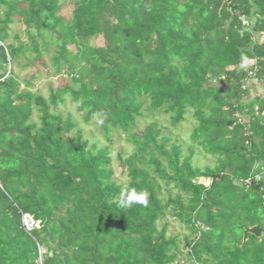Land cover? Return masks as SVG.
Segmentation results:
<instances>
[{"label":"trees","instance_id":"1","mask_svg":"<svg viewBox=\"0 0 264 264\" xmlns=\"http://www.w3.org/2000/svg\"><path fill=\"white\" fill-rule=\"evenodd\" d=\"M70 5L66 20L62 0H0V264H173L181 240L158 226L168 212L191 231V264H264V175L240 182L264 167V0ZM16 19L28 41L15 45L7 40ZM52 45L53 74L65 78L45 97L33 88L37 72L21 80L13 66L27 56L24 66L46 67ZM66 96L85 122L99 117L106 135L127 134L126 186L109 148L90 146L56 111ZM189 110L191 142L214 166L193 165L194 149L184 154L157 121L134 130L145 111L177 126ZM131 193H147V205L121 207ZM25 214L40 227L27 231ZM254 225L262 236L242 243Z\"/></svg>","mask_w":264,"mask_h":264},{"label":"rangeland","instance_id":"2","mask_svg":"<svg viewBox=\"0 0 264 264\" xmlns=\"http://www.w3.org/2000/svg\"><path fill=\"white\" fill-rule=\"evenodd\" d=\"M62 1L63 7L60 14H62L66 20H70L72 16V7L70 5L71 0ZM2 13L3 10H0V16ZM7 41L15 45L19 42L28 41L24 25L21 21H19V19H16L11 25L10 35ZM101 41V37H96L92 38L90 42L93 44H100ZM54 47L55 45H52L50 52L44 53L43 58L47 64L46 67L39 64L36 66L33 64L24 66L29 60L27 56H23L21 60L13 66L16 74L21 80L27 78L33 72H37L36 78L33 81V88L45 97H49L52 88L55 89L60 87L65 78L64 74L62 76L53 74L54 70L51 62V56L54 54ZM56 111L61 113L64 118L70 117L76 123L75 131H81L80 133L82 139L88 141L90 146L96 145L97 148H109L112 155L111 166L115 172L114 179L123 186H126L129 178L124 167L119 162V154L125 158L133 151V145L128 141L127 134L119 130H114L110 132L109 135H106L99 117L94 118L88 123L85 122L83 113L77 110L76 104H74L68 96L65 97L64 103L60 102L58 104ZM32 119L33 121L39 122L38 111H34ZM152 121H157L159 123L162 128L163 135L171 137L173 142H177L183 146L184 154H188L191 147L194 149V157L192 159L193 165L204 168L206 166H214L216 164L217 158L215 156L205 153L201 147L191 142V133L193 128L197 125L191 110L188 111L185 120L177 126H173L169 115L161 111L155 113L145 111V115L138 119L137 126L134 130H142ZM200 182L206 185L209 184V180L205 178H201ZM169 190L171 191V189L164 186L162 191V198L164 200L167 198ZM175 192L176 191L173 190V193ZM122 196L125 197V193H123ZM164 222L168 223L167 234L169 236L177 235L181 240L180 248L183 252L179 254L178 259L173 264H191L186 256L187 251L185 249V237L191 235V231L177 218H175L171 212H168L164 220L159 221L158 226L160 227Z\"/></svg>","mask_w":264,"mask_h":264},{"label":"built area","instance_id":"3","mask_svg":"<svg viewBox=\"0 0 264 264\" xmlns=\"http://www.w3.org/2000/svg\"><path fill=\"white\" fill-rule=\"evenodd\" d=\"M240 19H241V22L244 26H249L250 20L246 15H241ZM249 75H253V72H250ZM256 168H258L259 171L256 174H254L253 177H248L246 179H240V182H242L246 187H249L253 183H257V182L261 181V179L264 175V167L263 166H261V167L257 166ZM23 221H24V225H25V228L27 231H32V230L40 227V221L35 220L29 214L24 215Z\"/></svg>","mask_w":264,"mask_h":264},{"label":"clouds","instance_id":"4","mask_svg":"<svg viewBox=\"0 0 264 264\" xmlns=\"http://www.w3.org/2000/svg\"><path fill=\"white\" fill-rule=\"evenodd\" d=\"M133 203H139L142 205H147L148 203V194L147 193H131L127 196L126 199H121L120 206L121 207H130Z\"/></svg>","mask_w":264,"mask_h":264},{"label":"water","instance_id":"5","mask_svg":"<svg viewBox=\"0 0 264 264\" xmlns=\"http://www.w3.org/2000/svg\"><path fill=\"white\" fill-rule=\"evenodd\" d=\"M249 234H253L256 237H261L262 236V229L258 225H254V226H251V227L247 228L244 231V233H243V241H242V243H244L248 239V235Z\"/></svg>","mask_w":264,"mask_h":264},{"label":"crops","instance_id":"6","mask_svg":"<svg viewBox=\"0 0 264 264\" xmlns=\"http://www.w3.org/2000/svg\"><path fill=\"white\" fill-rule=\"evenodd\" d=\"M250 88H251V93L254 95H262L263 94V86L261 83L256 81L255 79L250 80Z\"/></svg>","mask_w":264,"mask_h":264}]
</instances>
